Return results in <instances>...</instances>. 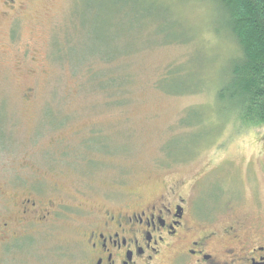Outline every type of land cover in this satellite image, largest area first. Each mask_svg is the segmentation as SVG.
<instances>
[{
	"label": "rangeland",
	"instance_id": "1",
	"mask_svg": "<svg viewBox=\"0 0 264 264\" xmlns=\"http://www.w3.org/2000/svg\"><path fill=\"white\" fill-rule=\"evenodd\" d=\"M225 32L209 0H0V219L23 198L56 207L5 264H70L78 208L135 205L176 180L214 217L257 215L264 122L217 101L238 54Z\"/></svg>",
	"mask_w": 264,
	"mask_h": 264
},
{
	"label": "flooded vegetation",
	"instance_id": "2",
	"mask_svg": "<svg viewBox=\"0 0 264 264\" xmlns=\"http://www.w3.org/2000/svg\"><path fill=\"white\" fill-rule=\"evenodd\" d=\"M188 186L176 180L151 199L131 195L137 196L135 205L78 208L86 215L78 226L79 241L66 253L69 263L264 264V197L252 219L214 217L194 200L192 188L185 194ZM16 207L0 219V264L16 248L32 251L37 233L50 226L56 212L53 202L30 197Z\"/></svg>",
	"mask_w": 264,
	"mask_h": 264
},
{
	"label": "trees",
	"instance_id": "3",
	"mask_svg": "<svg viewBox=\"0 0 264 264\" xmlns=\"http://www.w3.org/2000/svg\"><path fill=\"white\" fill-rule=\"evenodd\" d=\"M209 1L222 11L225 35L233 40L238 52L229 64L226 81L219 88L217 101L223 107H233L236 115L246 121L264 122V0ZM141 11L139 2H134L131 12L141 14ZM150 15L160 17L158 12ZM176 28L178 26L172 22L169 31ZM181 39L183 40L182 37L179 38ZM172 72L174 73L170 77L180 75ZM92 78H97V75ZM168 80L163 86L170 90V86L174 84L173 92L187 88L183 83ZM114 81L113 78L102 82L101 88L115 87Z\"/></svg>",
	"mask_w": 264,
	"mask_h": 264
}]
</instances>
